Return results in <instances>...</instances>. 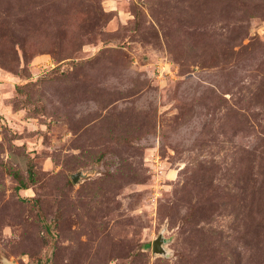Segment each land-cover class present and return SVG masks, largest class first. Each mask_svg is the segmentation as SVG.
Listing matches in <instances>:
<instances>
[{"label":"rangeland","instance_id":"374dc122","mask_svg":"<svg viewBox=\"0 0 264 264\" xmlns=\"http://www.w3.org/2000/svg\"><path fill=\"white\" fill-rule=\"evenodd\" d=\"M0 264H264V0H0Z\"/></svg>","mask_w":264,"mask_h":264},{"label":"water","instance_id":"95a60500","mask_svg":"<svg viewBox=\"0 0 264 264\" xmlns=\"http://www.w3.org/2000/svg\"><path fill=\"white\" fill-rule=\"evenodd\" d=\"M80 177V173L79 174H74L73 175V181L76 183L78 181ZM164 244H165V239L163 234H160L158 238L155 239V241L153 242V251L155 254H160V255H166L167 251L164 248Z\"/></svg>","mask_w":264,"mask_h":264},{"label":"trees","instance_id":"16d2710c","mask_svg":"<svg viewBox=\"0 0 264 264\" xmlns=\"http://www.w3.org/2000/svg\"><path fill=\"white\" fill-rule=\"evenodd\" d=\"M22 186H23L22 188L27 189V187H25V185L22 184Z\"/></svg>","mask_w":264,"mask_h":264}]
</instances>
